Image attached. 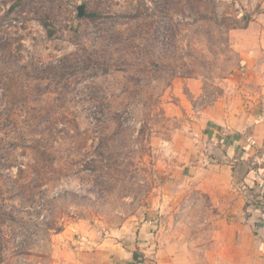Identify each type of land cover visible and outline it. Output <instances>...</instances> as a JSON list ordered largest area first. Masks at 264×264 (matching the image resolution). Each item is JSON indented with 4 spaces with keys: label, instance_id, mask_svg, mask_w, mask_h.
Listing matches in <instances>:
<instances>
[{
    "label": "rangeland",
    "instance_id": "374dc122",
    "mask_svg": "<svg viewBox=\"0 0 264 264\" xmlns=\"http://www.w3.org/2000/svg\"><path fill=\"white\" fill-rule=\"evenodd\" d=\"M263 95L264 0H0V264H86L141 225L148 254L214 247L169 205L206 170L250 191L242 261L264 264ZM214 129L243 138L229 167Z\"/></svg>",
    "mask_w": 264,
    "mask_h": 264
},
{
    "label": "crops",
    "instance_id": "0c3cea01",
    "mask_svg": "<svg viewBox=\"0 0 264 264\" xmlns=\"http://www.w3.org/2000/svg\"><path fill=\"white\" fill-rule=\"evenodd\" d=\"M261 98L264 100V95L261 96ZM263 107L264 103L259 104V109ZM261 124L262 123L258 122L251 126V135L256 146H259V140H261ZM240 132L242 134V131ZM224 134L231 135L239 133L234 130L222 132V130L217 131L214 129L213 132L209 134V139L215 142V144H212V149H215L221 154L218 157L221 163L223 162L229 167L227 164L237 161L241 156L238 154L240 153L239 150L243 147V145H240V143L243 142V138H240L238 135H233L234 138H230L226 137ZM232 147H234V149ZM223 172L227 178L230 177L228 170H223ZM180 174L181 172L179 173L178 181L182 177L191 179L194 177L193 174L198 176V174H195V171H193L192 176L188 175V177L186 173L184 176H180ZM207 174L208 170L202 171L201 177H194L197 180L193 182L199 184H189L179 187L177 191L174 192V196L170 197L175 199V201L171 202L169 205L173 208L177 207L178 209H182L185 216L191 209L196 212L195 214L199 213L198 209H201L202 211H200V215L197 217L199 219L195 218L194 221L191 222L193 225L208 226V233H202V235H204L205 241L209 240L211 244H214V247L202 248V251L188 250V253L186 252L183 255H178L176 252V254L173 253V255L167 258L163 257L156 250H152V253L148 254V252L151 251L149 244L153 236L151 233L152 227L141 225L138 230L125 239L108 238L103 240L95 248L81 257L83 263L129 264L136 254L138 258L144 259L145 264H193V258H199L200 264H245L242 259H248L250 256L248 254L249 250H245L246 243L251 241L256 242L253 235H251L250 223L248 222L249 217L246 213L247 209L252 210V206L249 200H247V198L250 197V191L247 189L245 190L243 186L237 189L233 187V185H229V183L226 185L225 181L223 182L224 185H218V188L213 189L210 184L202 180ZM260 175L261 172H259L256 177L264 183L263 178L259 177ZM253 179H255V176ZM255 220H257V218ZM180 221L182 222L183 219ZM200 231V229L197 230V234H195L196 239L199 240L203 237L200 235ZM219 235L223 237V244L219 242ZM258 240L259 242L262 241V239ZM219 243L223 245L224 248L231 249L233 254L220 257L216 252L217 249H215V247L219 246ZM259 258L258 256V259ZM94 259H96V261H93ZM77 264H82L79 259H77Z\"/></svg>",
    "mask_w": 264,
    "mask_h": 264
},
{
    "label": "built area",
    "instance_id": "2783aa9c",
    "mask_svg": "<svg viewBox=\"0 0 264 264\" xmlns=\"http://www.w3.org/2000/svg\"><path fill=\"white\" fill-rule=\"evenodd\" d=\"M259 164H261L264 167V152L262 153V158L261 161H257ZM131 264H145L144 259L143 258H137V260H135V262L131 263Z\"/></svg>",
    "mask_w": 264,
    "mask_h": 264
},
{
    "label": "water",
    "instance_id": "95a60500",
    "mask_svg": "<svg viewBox=\"0 0 264 264\" xmlns=\"http://www.w3.org/2000/svg\"><path fill=\"white\" fill-rule=\"evenodd\" d=\"M77 14H78V16H81L83 14V6L79 5L77 7Z\"/></svg>",
    "mask_w": 264,
    "mask_h": 264
},
{
    "label": "trees",
    "instance_id": "16d2710c",
    "mask_svg": "<svg viewBox=\"0 0 264 264\" xmlns=\"http://www.w3.org/2000/svg\"><path fill=\"white\" fill-rule=\"evenodd\" d=\"M134 258L137 260L138 256L135 254V255H134Z\"/></svg>",
    "mask_w": 264,
    "mask_h": 264
}]
</instances>
